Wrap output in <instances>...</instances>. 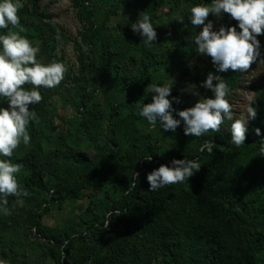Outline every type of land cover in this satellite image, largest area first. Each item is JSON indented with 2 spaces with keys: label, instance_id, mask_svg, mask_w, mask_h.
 <instances>
[{
  "label": "rangeland",
  "instance_id": "obj_1",
  "mask_svg": "<svg viewBox=\"0 0 264 264\" xmlns=\"http://www.w3.org/2000/svg\"><path fill=\"white\" fill-rule=\"evenodd\" d=\"M88 1L85 6L89 5L95 13L91 26L97 31V38L93 52L84 48L83 57L79 50L80 35L90 25L86 28V24L79 20L73 0H42L40 6L47 10L46 14L51 19H42L40 14L37 18L26 16L29 26L20 33L40 49L38 62H61L67 71L59 86L39 89L42 101L30 106V111L36 114V119L27 126L30 143L25 146L21 142L8 159L13 164L22 165L21 171L16 174L17 180L29 195L23 197V207L16 204L15 197H9V214L0 212V259L7 264H58L52 257L51 241L39 236L37 227L43 228L49 239L69 235L65 239L72 241L69 263L79 257L95 264L91 249L103 233L114 242L120 237L132 243L137 255L141 256L137 264H143L142 261L162 264L161 258L154 254L142 236L131 234L122 226L110 227L107 219L112 209L123 205V199L128 195L125 184L131 175L134 180L137 179L136 173L147 176L162 164L171 166L173 159H186L202 149L199 143L191 146L181 143L178 130L183 127L182 121L175 132H164L158 123L152 126L139 115L138 105L152 102L154 94L149 93L152 84L145 82L133 88L132 96L127 94L125 84L129 76L139 75L141 70V39L139 34L131 31V24L139 19L142 12H146L154 19L153 27L157 32L153 54L160 63V71L155 73V85L168 84L172 87L168 98L178 97L181 100L179 104L173 102L177 111L193 107L201 97H205L207 89L200 85L208 73H220L216 72L210 57L198 54L194 39L202 28H194L188 18L192 7L207 6L211 0ZM20 2L23 7L19 11L30 8L31 0ZM181 17L184 23L177 21ZM222 18L209 15L214 31L219 29ZM35 28L40 32H36ZM26 33L30 36L26 37ZM261 48L264 49V45H260ZM92 53L100 73L92 70ZM191 85L196 86L199 96L187 91L188 87L192 90ZM25 87L32 88L31 85ZM262 88L264 61L253 64L248 72L243 73L241 87L229 101L233 106V120L247 119L249 96L253 100ZM118 105L122 108L112 116L113 109ZM7 107V102L0 98V108ZM173 115L179 119L175 113ZM225 122L230 130V121L225 118ZM103 141L108 143V158L100 164L99 172L100 179L107 180L103 189L95 193L88 188L73 198L53 202V196L60 197L56 191L65 196L94 169L92 165L75 164L74 157L68 155L67 150L75 157L82 155L93 164H98L100 156L96 146ZM145 145L156 153L157 160L151 158L148 161L150 156L145 158ZM34 151L46 170L45 183L49 192L26 186L25 181L30 174L22 161ZM0 159L5 157L0 156ZM258 160L254 156L250 162L258 163ZM259 163L264 166V161ZM123 166L126 168L123 169ZM191 184V178L177 183L187 189ZM261 228L264 229V220Z\"/></svg>",
  "mask_w": 264,
  "mask_h": 264
},
{
  "label": "trees",
  "instance_id": "obj_2",
  "mask_svg": "<svg viewBox=\"0 0 264 264\" xmlns=\"http://www.w3.org/2000/svg\"><path fill=\"white\" fill-rule=\"evenodd\" d=\"M41 1L31 0L30 8L18 11L23 27L29 26L25 21L26 16L37 18L40 14L42 19H51L46 14L47 10L41 8ZM85 2L89 1L73 0L79 20L86 24V28L90 25L80 35L79 50L82 57L84 48L93 52L94 40L97 38V31L91 26L95 13L89 5L85 6ZM151 23H154L153 18ZM221 25L237 27L239 31L237 22L227 14L223 15ZM35 31L40 32L38 28ZM0 32L2 35L7 34L5 29H0ZM27 36L30 35L26 33ZM140 39L141 70L139 75L129 76L125 84L130 96L132 89L142 83L155 84V73L160 71V63L153 54L154 42L148 46L141 36ZM257 39L260 45H264V35ZM260 53L256 63L264 61L263 48ZM92 55V70L100 73L94 54ZM242 75L243 73L231 70L219 74L230 88L226 97L228 101L239 91ZM205 97L214 98L210 90L205 92ZM253 101L251 106L255 108L257 116L255 120L248 122L245 144L240 147L231 142V131L226 128V122L218 133L209 132L198 138L185 136L183 127H180L178 132L181 143L185 146L199 143L202 148L206 141L214 144L211 154L204 148L186 158L198 161L201 165L199 172L191 177L190 188L174 184L149 192L147 176L140 175L134 180L131 175L125 184L128 195L123 199L121 207L112 209L107 219L109 226H122L129 233L142 236L154 254L161 258L162 264H264V229L261 228L264 220V166L259 163L264 161L260 151L264 145V88L256 92ZM121 108V105L114 108L112 116L118 114ZM256 128H260L261 136L254 134ZM134 147L138 148L137 145ZM96 148L100 156L98 164H93L82 155L75 157L73 152L67 150L66 153L74 157L75 164L92 165L94 169L77 186L68 190L65 196L56 191L60 197L53 196V202L73 198L88 188H92L95 193L103 189L107 180L100 179L99 172L100 164L108 158L107 141ZM144 154L145 158L150 156L157 160L156 153L149 145H145ZM254 156L259 158L258 163L250 162ZM22 163L30 174L25 181L26 186L49 192L45 183L46 170L40 156L34 151ZM122 168L125 169L126 166ZM37 233L51 241L52 257L58 264H89L79 257L69 263L72 241L65 240L69 235L58 238L52 236L49 239L41 227H37ZM116 240L118 241L114 242L107 235L100 234L99 240L91 249L95 264H137L140 261L141 256L137 255L132 243L120 237Z\"/></svg>",
  "mask_w": 264,
  "mask_h": 264
},
{
  "label": "clouds",
  "instance_id": "obj_3",
  "mask_svg": "<svg viewBox=\"0 0 264 264\" xmlns=\"http://www.w3.org/2000/svg\"><path fill=\"white\" fill-rule=\"evenodd\" d=\"M22 7L20 0H0V29L7 30V34L0 35V98L8 104L7 108H0V156L8 158L13 156L14 150L21 142L25 146L30 143L27 126L30 121L36 119V114L30 111V106L42 101L39 89L59 86L67 71L61 62H38L40 49L20 35L25 31L18 16ZM190 11L188 19L191 25L194 28H202L194 39L196 50L198 54L211 58L216 72L227 73L231 70L246 73L258 61L261 53L257 37L264 35V0H211L209 5H197ZM210 14L217 18L227 14L237 22L239 31L237 27L223 25L218 31H214L213 22L208 20ZM177 21L184 23L183 17ZM131 31L139 34L148 46L157 40V32L146 12H142L139 19L131 24ZM25 85H31L32 88L28 89ZM195 87L191 85L192 90L188 87L187 91L199 96ZM200 87L210 90L214 98L201 97L193 107L177 111L173 108V102L179 104L181 100L178 97L171 100L168 98L172 87L168 84H152L149 86V93L154 94L152 102L138 105L139 115L152 126L158 123L164 132H175L182 121L184 135L197 138L209 132L218 133L226 118L232 121L231 142L236 147L244 145L248 122L255 120L257 116L255 108L251 106L254 103L251 95L250 104L246 106L247 119L233 120V106L226 99L230 88L224 78L210 72ZM173 113L179 119H176ZM254 134L261 136L260 128L254 129ZM204 148L211 154L214 144L206 141L201 150ZM260 151L264 156V145ZM148 161H151V157ZM200 168L198 161L173 159L171 166L162 164L147 174L148 191L155 192L166 186L189 181ZM21 169L20 164L0 159V212L5 215L9 214V197H15L16 204L23 207V197L29 195L17 180L16 174ZM136 177H139V173H136ZM0 264H7V261L0 259Z\"/></svg>",
  "mask_w": 264,
  "mask_h": 264
}]
</instances>
